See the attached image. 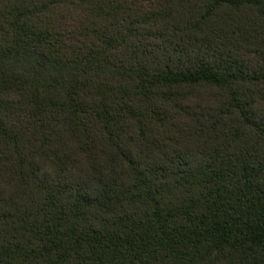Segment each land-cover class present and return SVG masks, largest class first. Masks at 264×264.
Listing matches in <instances>:
<instances>
[{
  "label": "trees",
  "instance_id": "obj_1",
  "mask_svg": "<svg viewBox=\"0 0 264 264\" xmlns=\"http://www.w3.org/2000/svg\"><path fill=\"white\" fill-rule=\"evenodd\" d=\"M0 264H264V0H0Z\"/></svg>",
  "mask_w": 264,
  "mask_h": 264
}]
</instances>
